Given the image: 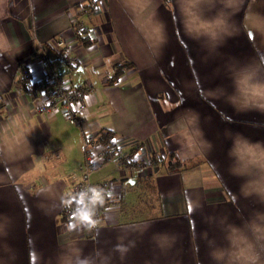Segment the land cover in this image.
Wrapping results in <instances>:
<instances>
[{
    "label": "crops",
    "instance_id": "1",
    "mask_svg": "<svg viewBox=\"0 0 264 264\" xmlns=\"http://www.w3.org/2000/svg\"><path fill=\"white\" fill-rule=\"evenodd\" d=\"M90 1L0 0V264H264V0ZM56 36L74 67L53 57ZM41 45L84 89L70 138L18 89ZM89 129L164 157L93 173L109 193L92 229L63 209Z\"/></svg>",
    "mask_w": 264,
    "mask_h": 264
},
{
    "label": "built area",
    "instance_id": "2",
    "mask_svg": "<svg viewBox=\"0 0 264 264\" xmlns=\"http://www.w3.org/2000/svg\"><path fill=\"white\" fill-rule=\"evenodd\" d=\"M86 10L94 12L97 8L95 0L86 4ZM83 25L76 22L72 28V37L87 35ZM54 38L53 50L56 58L66 66H75L78 62L72 46L62 39ZM70 53H72L70 55ZM35 59L36 71L22 66L19 69V80L22 82L23 89L30 93L35 100V112L40 115H53L60 112L63 118L71 124L81 126L85 116L86 109L83 102L84 89L74 86L70 79L55 71L48 56L37 48L33 55ZM97 131L89 129L81 135L82 161L78 167L79 178L70 187L67 199L63 200V209L70 219L77 220L81 227L92 229L94 223L87 222L83 217L75 215L77 204L71 199L72 195L89 187L104 189L109 193V183L102 182L92 184L89 181L91 175L96 169L107 162L122 171L143 170L149 166V156L136 153L129 154V150L121 152L118 146L110 140H97ZM163 157L158 158L162 162ZM108 196V195H107ZM107 198V197H106ZM106 200V199H105ZM104 200V201H105ZM102 205L97 206L95 217L96 220L100 213Z\"/></svg>",
    "mask_w": 264,
    "mask_h": 264
},
{
    "label": "clouds",
    "instance_id": "3",
    "mask_svg": "<svg viewBox=\"0 0 264 264\" xmlns=\"http://www.w3.org/2000/svg\"><path fill=\"white\" fill-rule=\"evenodd\" d=\"M2 35V34H0ZM6 54V51L0 50V55ZM108 193L104 189L97 187H89L86 190L80 191L72 195L71 199L77 204L75 215L81 216L90 223H96L94 217L96 208L104 203ZM115 251L121 254L127 253L129 248L123 243H118L115 246ZM76 264H92L90 257L81 253L80 258Z\"/></svg>",
    "mask_w": 264,
    "mask_h": 264
},
{
    "label": "rangeland",
    "instance_id": "4",
    "mask_svg": "<svg viewBox=\"0 0 264 264\" xmlns=\"http://www.w3.org/2000/svg\"><path fill=\"white\" fill-rule=\"evenodd\" d=\"M57 38H59V37H57L56 36V39ZM63 39V38H62ZM74 40H77L78 39V37H76V38H73ZM54 38H52L51 39V41H50V45H49V48H50V50H51V52H52V54H53V57L58 61V62H60L57 58H56V56H55V53H54V50H53V44H54ZM64 41H66L65 39H63ZM67 43V42H66ZM68 44V43H67ZM40 49H42L43 50V52L48 56V58H49V55H48V53H47V51H46V49L41 45L40 46ZM72 53H70V55H71ZM60 63H62V62H60ZM63 64V63H62ZM77 64V63H76ZM65 65V64H64ZM66 66V65H65ZM66 67H68V68H71V66H66ZM74 67V66H73ZM18 77H19V74H18ZM20 81V80H19ZM20 83L21 84H19V86H18V89L20 90V91H24V92H26L24 89H23V84H22V82L20 81ZM27 93V92H26ZM30 94V93H29ZM31 95V94H30ZM54 116H55V118H60V119H62L64 122V125H61L60 126V128H59V132L62 134V135H66L67 137H69L70 138V131L69 130H75L74 128H76V127H78L77 125H74V124H71V123H69L68 121H66L64 118H63V116H62V114L58 111V112H56V113H54ZM96 130V129H95ZM97 131V130H96ZM76 132V131H75ZM77 133V132H76ZM80 141V143H81V136H80V139H79ZM70 141V140H69ZM62 143H63V141H62ZM81 145V144H80ZM72 146V145H71ZM80 152H81V161H82V149H81V147H80ZM161 156H158V158H160ZM163 159H164V157H163ZM163 161V160H162ZM81 164V163H80ZM61 165H63V164H61ZM106 167L107 166V168H109V169H113V164L112 163H109V162H107L106 164H104L103 166H101V167H99L98 169H96L93 173H95L97 170H99V169H101L102 167ZM113 166V167H112ZM115 168V167H114ZM116 169V168H115ZM122 171V170H121ZM135 171V170H134ZM92 173V174H93ZM91 174V175H92ZM91 175H89V181L91 182V180H90V176ZM74 182H76V181H74ZM73 182V183H74ZM72 183V184H73ZM102 183V182H101ZM72 186V185H71Z\"/></svg>",
    "mask_w": 264,
    "mask_h": 264
},
{
    "label": "trees",
    "instance_id": "5",
    "mask_svg": "<svg viewBox=\"0 0 264 264\" xmlns=\"http://www.w3.org/2000/svg\"><path fill=\"white\" fill-rule=\"evenodd\" d=\"M78 40L80 43H87V42H90L89 39L87 38V36L85 37L84 35L83 36H79L78 37ZM101 132V131H100ZM111 139V133H108V132H101V134L98 136L97 140H110ZM136 151V148H132L129 150V154H133L134 152ZM149 156V164L148 165H157V164H161L162 162H159L158 161V156H153V154H148ZM183 164L182 163H177V162H174V161H171L169 159H167L166 163H165V166H164V169L166 172H170V171H173V170H177L179 169L180 167H182ZM67 218H69L67 216Z\"/></svg>",
    "mask_w": 264,
    "mask_h": 264
},
{
    "label": "snow or ice",
    "instance_id": "6",
    "mask_svg": "<svg viewBox=\"0 0 264 264\" xmlns=\"http://www.w3.org/2000/svg\"><path fill=\"white\" fill-rule=\"evenodd\" d=\"M85 219H86V217H85Z\"/></svg>",
    "mask_w": 264,
    "mask_h": 264
}]
</instances>
